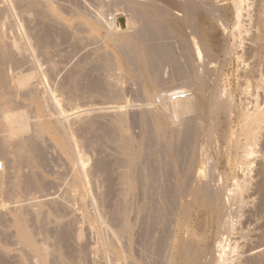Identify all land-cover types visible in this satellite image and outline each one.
<instances>
[{
	"label": "rangeland",
	"instance_id": "obj_1",
	"mask_svg": "<svg viewBox=\"0 0 264 264\" xmlns=\"http://www.w3.org/2000/svg\"><path fill=\"white\" fill-rule=\"evenodd\" d=\"M129 1H132L135 5L133 3H131L132 5L129 4L128 0H0L2 43L4 41L3 45L6 49H8V46L12 47L13 49L10 50L12 52L9 51V53L12 57L16 56L13 60L15 63L9 60V63H11L9 64L7 61L6 68L5 66L2 67L5 68L4 71L6 70L4 77L7 78L8 83L5 78V84L8 85L5 86L0 83V88L5 86L4 89L1 88L0 94L4 92L6 96L10 95L7 98L11 100L10 103L15 102L12 103L16 105L14 110L26 112H24L27 117L26 120L29 121L28 125L32 127L27 126L30 132H27L28 130L24 131L26 132L23 133L25 135H23L24 142L28 139L30 140H27L28 143L30 142L29 145L35 143L31 145L35 149L33 151L29 149L31 147L27 142L24 143L23 146L28 148L25 150L31 156L32 163L27 158L26 161L25 156L22 157L24 160L21 158L25 163L23 164L18 159L20 157L15 158V154L17 157L20 148V144H15L18 136H12L11 139L13 140L7 138V135H5L7 133L2 128V120L0 119V137L2 136L0 145L2 144L5 146H3L4 148H8L7 152L5 151L7 155H0V161L3 162L0 170V264H189L182 257V249L188 246L186 245L188 244L187 241L190 245L194 244L203 228L207 231V236L200 244L201 255L196 264L218 263L217 260L221 252L217 247L219 240L221 242L224 240L223 243L227 246L225 247L227 254L225 253L224 264H253L260 259L261 264H264V119L262 130L260 129L261 132L259 131L260 133L257 135L258 139L252 145L255 155L252 154L249 157L251 160L244 162L239 158L235 159L237 156H242L243 153L242 148L240 150L239 148L234 149L236 141L239 139L242 142L244 141V136L240 132L241 122L238 115L242 111H254L258 104L260 109H264V46L263 50L259 52H263L262 56V54L260 55L253 50L254 41L251 40L253 34H256L259 30H257L258 27L256 28L257 20L254 23L252 19L257 17V13L253 10H258L259 5L257 4L260 0L257 4L254 0H248L250 9L246 8L247 13L246 10H243L244 13L242 12V14L246 16L242 15L239 18L238 25L241 24V26H235L237 18L235 14L233 15L234 6L232 3H234V0H207L211 4V8L215 7L212 8V11L213 9H219L217 11L219 13H216L215 10L214 12L211 11L213 14L210 12L209 18L200 24L201 21H198L200 20L198 19L200 12L194 9L193 16L195 19L190 21L191 24L188 22L189 26L184 25L183 28L181 27L182 29L180 28L181 31L178 33L176 31L171 32L168 26L171 23L178 22V20L181 21V17L184 20L189 18H187L189 14L186 13V10L188 9L187 11L190 12V8L186 9L185 7L191 0L187 2L186 0H180L181 2L178 0V2L176 0ZM139 1L141 4L149 2L148 4L158 6L157 8L161 7L163 9L165 7L164 10L168 17L166 16L163 24L165 25L166 21L169 25L162 26L163 33L160 32L162 34L153 29L151 18L147 17L145 12L139 8L141 5ZM201 1L204 2V0ZM184 4L186 6L183 7ZM255 5H257V8ZM220 8L222 9L220 10ZM113 20L117 23V30L110 28L107 24ZM196 21L198 22L196 23ZM223 22L226 24L224 25ZM199 27L206 33L204 38L201 36ZM227 27L228 29H226ZM141 28L144 32L140 30ZM176 34H179V36ZM191 36L200 39V45L205 41V43L207 42L206 45L208 44L211 47L212 54L209 57L207 56L208 59L204 55L201 58L202 60H194L197 57L194 54V47L191 46V42H193L190 40L192 39ZM124 37L125 40L130 37L132 46L124 40ZM224 38L228 39V43ZM222 39H224L223 42ZM205 43L201 45L204 48ZM120 44L122 46H119ZM133 44L136 45V48ZM185 44L190 46L186 45L185 47ZM14 45L17 47L15 48ZM250 46H252L251 49L253 48L251 50L252 55L250 54ZM140 50L141 52H139ZM161 50L162 52L165 50V53L163 54ZM154 52L158 56L153 54ZM144 53H147L145 57L148 60L147 63L150 59H153L147 68L160 73L159 78L161 80L155 82L140 75V54L143 56ZM150 53L151 56L147 57ZM159 53H162V55H159ZM258 54L260 56L257 59L255 56H258ZM12 57L11 59H13ZM203 59L205 63H203ZM200 62L203 63V66ZM129 63L131 66H129ZM23 74L31 76L25 85L19 84L17 79L24 76ZM197 78L198 81L199 78L202 79L203 83L198 82ZM200 83L201 85L204 84V87H202L205 90V92L203 90V98L207 97L205 100L209 97V102H212L213 96L214 99L219 96L220 101L228 100L229 111L226 110V113L221 111L220 114L219 112L208 113V103L206 102V106L205 104L201 105L194 113H186L183 114L184 116L170 115L169 118H166L167 120L165 119L167 122L162 119V122L159 123L160 127L157 126L154 118L164 101L169 104L177 101L178 99H173V94L182 90H186L189 97L194 98L196 96L195 86ZM20 88L25 92L24 94ZM217 90H219V93ZM33 92H35L34 96L35 94L37 96L32 97ZM225 93L229 95H225ZM213 103L219 102L213 100ZM142 114L143 117H147H145V121L142 120ZM36 122H42L46 126L47 129L43 131L45 133L37 131ZM143 122H146L145 125ZM209 125L212 126L213 130L208 128ZM35 126L36 128H34ZM57 126L61 127H58L57 130ZM60 129L63 132L59 131ZM145 130L147 131L145 132ZM34 132L37 134L35 135ZM61 132L63 135L60 134ZM63 136L65 137L64 140H67L64 146L60 145V140H58ZM240 140L238 142L241 143ZM227 141H230V145ZM133 142L134 146H132ZM25 144L27 145L25 146ZM76 145L79 146L76 147ZM69 151L72 152L73 156ZM234 152H236L235 155ZM192 156L196 157L193 158ZM128 157L136 158L134 171L136 169L135 174L138 171V175L141 176L140 178L138 176L139 179L136 178L138 180L132 183L129 181V184H126L129 180L127 176L125 178V175L129 173ZM13 158L14 161H12ZM124 158H127V160L125 161ZM29 162L31 165L28 164ZM122 164L123 166H120ZM126 171L127 174H124ZM204 172H206V175L203 176ZM215 172H217V175ZM15 174L22 175H18L17 178ZM185 175L190 176L189 180L185 179ZM205 176L210 177L213 187L216 188L220 184V191L223 189L222 198L220 199V208L222 207L223 210L220 212L225 217L224 219L228 218L226 219L228 226L215 224L212 217L205 213L199 205H194L188 214L181 209L189 202V197L184 194L179 196L175 191L178 180L179 182L180 179L186 180L185 185L191 186L197 184L196 181L207 179ZM236 179H245L246 183L249 184L247 185V191L244 192L242 204L237 205L229 201ZM35 183L36 185L38 183V186L35 187ZM127 185L131 187L129 188ZM124 188L131 193L128 195L127 190ZM228 191H230V194ZM175 193L179 197L174 196ZM175 201H178L177 204H175ZM17 217L23 218L29 238L32 239V242H30L36 247L33 246L32 248L28 243L18 238L17 227L13 222ZM121 217L122 219H120ZM130 222H133L132 225ZM142 226L146 227L143 229ZM248 229L249 232H247ZM112 232H114V235ZM216 234L218 235L216 236ZM158 237L161 239L159 240ZM184 242L185 245H183ZM180 245L184 247H180ZM37 246L40 247L39 250ZM231 247H234V249H231ZM247 247L250 249H247ZM36 250H38L37 252L42 250L43 254L46 255H43L45 257L42 258L43 260ZM164 254L166 255L164 256ZM254 257H256L255 260Z\"/></svg>",
	"mask_w": 264,
	"mask_h": 264
},
{
	"label": "bare ground",
	"instance_id": "obj_2",
	"mask_svg": "<svg viewBox=\"0 0 264 264\" xmlns=\"http://www.w3.org/2000/svg\"><path fill=\"white\" fill-rule=\"evenodd\" d=\"M134 1V0H133ZM142 1V0H141ZM144 1V0H143ZM147 1H150V0H147ZM177 1V0H176ZM178 1H180V0H178ZM177 1V2H178ZM183 1V0H182ZM188 0H186V2H187ZM205 1H207V0H204V2L203 1H201V0H197V1H195V0H191V1H189L188 2V4H184L183 5V7L184 6H186L185 8L187 9V8H190L189 10H190V12H188L187 10H186V13H188L189 15L187 16V14H186V16H187V20L185 19H182V17H181V21H179L178 20V22H175V23H171L170 25L168 24V23H166V21H165V25L166 24H168L167 26H168V29H170L171 30V32L172 31H176L177 33L179 32V31H181V29L183 28V26L184 25H186V26H189L188 25V22L190 23V21H192V20H194L195 19V17L193 16V11H194V9L195 10H197V11H199L198 13H199V15H198V19H200V20H198V21H201V23L200 24H202L205 20H207L208 18H209V13L212 11V8H215V7H210L211 6V4H209L208 3V1L207 2H205ZM250 1H252V0H250ZM255 2H256V4H257V2L259 1V0H254ZM135 2V1H134ZM140 2V1H139ZM152 2H154V1H152ZM176 2V3H177ZM181 2V1H180ZM234 3H232L233 4V6H234V13H233V15L235 14V16H236V18H237V24H235V26L237 25V26H241V24L240 25H238V23H239V18L240 17H242V15H245V14H242V12H243V10L245 11L246 10V8L250 5V4H248V0H234L233 1ZM36 3V2H35ZM42 3V2H41ZM125 3H126V1H125ZM128 3L129 4H131V3H133L132 1H129L128 0ZM138 3V2H137ZM149 3V2H148ZM148 3H145V4H141V2H140V7L139 8H141L144 12H145V14L147 15V17H150L151 18V20H152V27H153V29H156V31H158L159 33L160 32H162V30H163V21L165 20V18H166V16L168 15L167 13H166V11L164 10V8L162 9L161 7L160 8H157L156 6H153L152 4H148ZM170 3V2H169ZM183 3V2H182ZM209 5H208V4ZM250 3V2H249ZM260 3V4H259ZM15 4V3H14ZM217 4V3H216ZM132 5V4H131ZM133 5H135L134 3H133ZM136 5H138V4H136ZM156 5V4H155ZM215 5V4H214ZM221 5H222V3H221ZM257 5H259V8H258V10L256 11V9L255 10H253V12L255 11V13H257V15L254 13V15H256L257 17V19L255 18V19H252V20H254V23L256 22V20H257V26H256V28H257V30H258V32L256 33V34H253V39H251V40H253L254 41V49L253 50H255L256 51V53H259L260 52V50L262 51L263 50V46H264V0H260V2H258V4ZM257 5H255L256 6V8H257ZM31 6V5H30ZM36 6V5H35ZM179 6H181V5H179ZM232 6V7H233ZM7 7V6H6ZM134 7V6H133ZM136 7V6H135ZM138 7V6H137ZM174 7H176V6H174ZM218 7H219V5H218ZM45 8V7H44ZM166 8H167V6H166ZM179 8V7H178ZM217 8V7H216ZM249 9H250V7H248ZM247 8V9H248ZM10 9V8H9ZM141 9H139V10H141ZM180 9V8H179ZM222 8H220V10H221ZM233 9V8H232ZM170 10V9H169ZM182 10H184V9H182ZM181 10V11H182ZM214 10L215 9H213V11L212 12H214ZM180 11V12H181ZM217 11H219V9L217 10H215V12L216 13H219V12H217ZM250 11V10H249ZM248 11V12H249ZM177 12V11H176ZM184 12V11H183ZM211 12V14H213ZM232 12H233V10H232ZM99 13H101V12H99ZM244 13V12H243ZM246 13H247V10H246ZM252 13V12H251ZM48 14V13H47ZM51 14V13H50ZM136 14V13H135ZM180 14V13H179ZM184 14V15H185ZM196 14V13H195ZM220 14H222V13H220ZM232 14V13H231ZM141 15V14H140ZM171 15V14H170ZM173 15H175L174 13H173ZM248 16L250 15V14H247ZM234 16V17H235ZM246 16V15H245ZM247 16V17H248ZM168 17V16H167ZM173 17V16H172ZM180 17H178L179 19H180ZM233 17V18H234ZM244 17V16H243ZM112 18V17H111ZM175 18V17H174ZM177 18V17H176ZM211 18V17H210ZM236 18H234L235 20H236ZM250 18V17H249ZM6 19V18H5ZM54 19V18H53ZM147 19V18H146ZM146 19H144L145 21H146ZM233 19V20H234ZM182 20H184V21H182ZM242 20V19H241ZM241 20H240V23H241ZM248 20V19H247ZM246 20V21H247ZM40 21V20H39ZM48 21V20H47ZM170 21V20H169ZM172 21H173V19H172ZM198 21H196V23L198 22ZM243 21V20H242ZM38 22V21H37ZM102 22V21H101ZM151 22V21H150ZM171 22V21H170ZM41 23V22H40ZM104 23V22H103ZM143 23V22H142ZM185 23H187V24H185ZM224 23V22H223ZM253 23V24H254ZM54 24V23H53ZM90 24V23H89ZM93 24V23H92ZM91 24V25H92ZM107 24H109V26H110V28H115L116 30L118 29V26L116 25L117 23H115V21L113 20V21H111L110 23L108 22ZM146 24H147V22H146ZM191 24V23H190ZM194 24V23H193ZM226 23H224V25H225ZM246 24V23H245ZM244 24V25H245ZM252 24V23H251ZM252 24V25H253ZM44 25V24H43ZM99 25V24H98ZM164 25V26H165ZM224 25H222L223 27H224ZM93 26V25H92ZM108 26V25H107ZM145 26V25H144ZM166 26V27H167ZM219 26H221V25H219ZM234 26V27H235ZM246 26V25H245ZM95 27V26H94ZM142 27V26H141ZM182 27V28H181ZM192 27H193V25H192ZM108 28V27H107ZM135 28H137V27H135ZM143 28V27H142ZM142 28L140 29L141 31H143L142 30ZM145 28H147V27H145ZM181 28V29H180ZM189 28V27H188ZM200 28V27H199ZM52 29V28H51ZM189 29H191V28H189ZM201 29V28H200ZM214 29V28H213ZM221 29H223V28H221ZM226 29H228V27L226 28ZM247 29V28H246ZM249 29V28H248ZM54 30V29H53ZM63 30V29H62ZM68 30V29H67ZM138 30V29H137ZM161 30V31H160ZM194 30H195V28H194ZM193 30V31H194ZM224 30V29H223ZM2 31V30H1ZM113 31V30H112ZM229 31V30H228ZM108 32V31H107ZM144 32V31H143ZM142 32V33H143ZM155 32V31H154ZM157 32V33H158ZM165 32H166V30H165ZM183 32V31H182ZM1 33V32H0ZM3 33V32H2ZM1 33V34H2ZM110 33V32H109ZM141 33V32H140ZM163 33V32H162ZM162 33H160V34H162ZM191 33V32H190ZM200 33H201V36L204 38V36H205V34L206 33H204L203 31H202V29L200 30ZM241 33V32H240ZM243 33H244V31H243ZM253 33H255V32H253ZM0 34V83H2V85H5L6 86V84L8 83L7 81V78L6 77H4L5 76V74H4V72L6 71H4V69L6 68V66H5V64H7V61H8V63H9V60H12V62H14L15 63V61H13L14 60V58H16V56H14V57H12L11 56V52L12 51H10V50H12L13 48L11 47L10 48V46H8V49H6L5 48V46L3 45V43H4V41H3V43H2V40H3V34L1 35ZM120 34V33H119ZM134 34V33H133ZM154 34H156V33H154ZM166 34V33H165ZM192 34H193V32H192ZM236 34V33H235ZM39 35V34H38ZM110 35H112V34H110ZM176 35H178L179 36V34H176ZM186 35V34H185ZM189 35V34H188ZM232 35H233V33H232ZM247 35V34H246ZM65 36V35H64ZM114 36V35H113ZM135 36V35H134ZM140 36V35H139ZM161 36V35H160ZM177 36V37H178ZM181 36V35H180ZM223 36H225V35H223ZM109 37V36H108ZM127 37V36H126ZM141 37V36H140ZM192 37V36H191ZM226 37V36H225ZM238 37V36H237ZM252 37V36H251ZM37 38V37H36ZM35 38V39H36ZM106 38V37H105ZM111 38V37H110ZM134 38V37H133ZM227 38V37H226ZM239 38V37H238ZM34 39V40H35ZM45 39V38H44ZM67 39V38H66ZM112 39H113V37H112ZM162 39H164V38H162ZM173 39V38H172ZM186 39V38H185ZM225 39V38H224ZM224 39H222V42H223V40ZM241 39V38H240ZM38 40V39H37ZM111 40V39H110ZM115 40H116V38H115ZM124 40H125V37H124ZM139 40V39H138ZM189 40V39H188ZM190 40H192L193 42H191L192 43V45L191 46H193L194 47V51H195V53L194 54H196V57L197 58H195L194 57V55L193 54H191V56L193 55V57L195 58L194 60H197V59H200V60H202L201 58H203V56L205 55L206 56V58H207V56L209 57V56H211V54H212V50L210 49L211 47H209L208 46V44L206 45V43H205V41L204 42H202V43H205L204 45H205V48L204 47H202L201 45H202V43H201V45H200V43H199V40L200 39H197V37H195V36H193L192 37V39H190ZM228 40V39H227ZM227 40L225 39V41L227 42ZM39 41V40H38ZM44 41V40H43ZM112 41V40H111ZM125 41H127L128 42V44L129 45H131L132 46V44H131V40H130V37L129 38H126V40ZM132 41H133V39H132ZM163 41V40H162ZM187 41V40H186ZM185 41V42H186ZM224 41V42H225ZM114 42V41H113ZM117 42V41H116ZM130 42V43H129ZM182 42H183V38H182ZM221 42V43H222ZM233 42H234V40H233ZM112 43V42H111ZM166 43V42H165ZM228 43V42H227ZM6 44V43H5ZM15 44V43H14ZM41 44V43H40ZM118 44V43H117ZM156 44V43H155ZM223 44V43H222ZM225 44V43H224ZM244 44V43H243ZM247 44H249V43H247ZM16 45V44H15ZM14 45V46H15ZM146 45V44H145ZM158 45V44H157ZM159 45H160V43H159ZM162 45V44H161ZM186 45H189V44H185V47H186ZM240 45V44H239ZM35 46V45H34ZM119 46H122L121 44L119 45ZM133 46H134V44H133ZM137 46H138V41H137ZM166 46V45H165ZM190 46V45H189ZM202 48H201V47ZM226 46V45H225ZM233 46V45H232ZM17 46H15V48H16ZM128 47V46H127ZM135 48H136V45L134 46ZM139 47V46H138ZM150 47V46H149ZM155 48H156V46H154ZM193 47H192V49H193ZM251 47L252 46H250V51L252 50L251 49ZM5 48V49H4ZM134 48V49H135ZM142 48H143V46H142ZM180 48V47H179ZM221 48V47H220ZM245 48H247V47H245ZM42 49V48H41ZM133 49V48H132ZM144 49V48H143ZM143 49H141L143 52H144V50ZM157 49V48H156ZM159 49H160V46H159ZM163 49V48H162ZM165 49V48H164ZM168 49H169V47H168ZM192 49H191V51H192ZM222 49H224L223 47H222ZM248 49V48H247ZM8 50V51H7ZM124 50H127V49H124ZM131 50V49H130ZM137 50V49H136ZM141 50L139 51V52H141ZM188 50V49H187ZM190 50V49H189ZM188 50V51H189ZM230 50H231V48H230ZM235 50V49H234ZM9 51H10V53H9ZM133 51V50H132ZM147 51V50H146ZM160 51V50H159ZM167 51V50H166ZM217 51V50H216ZM249 51V52H250ZM150 52V51H149ZM156 52H158V51H156ZM161 52H162V50H161ZM169 52V51H168ZM225 52V51H224ZM108 53V52H107ZM132 53H134V52H132ZM136 53H138V52H136ZM148 53V52H147ZM147 53H144V55L142 56V54H140V56H141V58H140V64H141V70L139 71L140 72V75L141 76H143V77H145L147 80H153V81H155V82H157V80H161L160 78H159V74L160 73H158L157 71H154L153 69L152 70H149L147 67H149L148 66V64L150 63V61L151 60H153V59H150L149 60V63H147V61L148 60H146V54ZM163 54L165 53V50H164V52H162ZM162 53L160 54L159 53V55H162ZM170 53V52H169ZM172 53V52H171ZM178 53V52H177ZM191 53H193V52H191ZM222 53H223V51H222ZM226 53V52H225ZM254 53V52H253ZM263 52H261V53H259L260 55L262 54ZM101 54V53H100ZM153 54H157V53H153ZM190 54V53H189ZM224 54V53H223ZM244 54V53H243ZM251 55H252V51H251V53H250ZM250 54H249V56H250ZM258 54V56H255L257 59L259 58V55ZM45 55V54H44ZM129 55V54H128ZM132 55H134V54H132ZM139 55V54H138ZM154 55V56H155ZM177 55V54H176ZM224 55H226V54H224ZM228 55V54H227ZM241 55H242V53H241ZM240 55V56H241ZM254 55H256L255 53H254ZM139 56V57H140ZM149 56H151V53L149 54V55H147V57H149ZM157 56H158V54H157ZM156 56V57H157ZM245 56V55H244ZM262 56H263V54H262ZM11 57L13 58V59H11ZM33 57V56H32ZM103 57H105V56H103ZM131 57V56H130ZM134 57V56H133ZM152 57H153V55H152ZM180 57V56H179ZM190 57V56H189ZM214 57V56H213ZM253 57V56H252ZM136 58V57H135ZM151 58V57H150ZM154 58V57H153ZM169 58V57H168ZM175 58V57H174ZM205 58V59H206ZM237 58L239 59V57L237 56ZM248 58V57H247ZM264 58V57H263ZM126 59H128V58H126ZM137 59V58H136ZM159 59V58H158ZM176 59V58H175ZM208 59V58H207ZM206 59V60H207ZM216 59V58H215ZM219 59V58H218ZM22 60V59H21ZM38 60V59H37ZM103 60V59H102ZM131 60V59H130ZM139 60V59H138ZM160 60V59H159ZM186 60V59H185ZM192 60V59H191ZM224 60V59H223ZM242 60V59H241ZM249 60H250V58H249ZM248 60V61H249ZM256 60V59H255ZM17 61H18V59H17ZM110 61V60H109ZM256 61H258V60H256ZM99 62V61H98ZM111 62V61H110ZM128 62V61H127ZM168 62V61H167ZM209 62V61H208ZM247 62V61H246ZM258 62H260V61H258ZM263 62V61H262ZM11 63V62H10ZM9 63V64H10ZM19 63V62H18ZM154 63V62H153ZM174 63V62H173ZM201 63V65L203 66V63H205V60L203 59V63L202 62H200ZM256 63V62H255ZM27 64V63H26ZM110 64H112V63H110ZM160 64V63H159ZM165 64V63H164ZM187 64V63H186ZM209 64V63H208ZM259 64V63H258ZM8 65V64H7ZM16 65V64H15ZM43 65V64H42ZM106 65V64H105ZM124 65V64H123ZM169 65V64H168ZM197 65V64H196ZM245 65V64H244ZM5 66V68L3 69L2 67H4ZM99 66V65H98ZM107 66V65H106ZM129 66H131L130 65V63H129ZM183 66V65H182ZM201 66V67H202ZM206 66V65H205ZM210 66V65H209ZM250 66V65H249ZM110 67V66H109ZM154 67V66H153ZM195 67V66H194ZM197 67V66H196ZM195 67V68H196ZM247 67V66H246ZM253 67V66H252ZM256 67V66H255ZM254 67V68H255ZM35 68V67H34ZM53 68V67H52ZM155 68V67H154ZM210 68V67H209ZM219 68V67H218ZM40 69V68H39ZM136 69V68H135ZM193 69V68H192ZM199 69V68H198ZM264 69V68H263ZM33 70V69H32ZM155 70H156V68H155ZM206 70V69H205ZM208 70V69H207ZM211 70V69H210ZM214 70V69H213ZM246 70H247V68H246ZM252 70V69H251ZM259 70V69H258ZM261 70V69H260ZM14 71V70H13ZM41 71V70H40ZM122 71V70H121ZM163 71V70H162ZM203 71V70H202ZM243 71V70H242ZM253 71V70H252ZM214 72V71H213ZM262 72V71H261ZM29 73V72H28ZM34 73V72H33ZM121 73V72H120ZM194 73V72H193ZM204 73H205V71H204ZM251 73V72H250ZM11 74V73H10ZM29 74H31V73H29ZM139 74V73H138ZM203 74V73H202ZM207 74V73H206ZM254 74V73H253ZM24 75V74H23ZM136 75V74H135ZM191 75V74H190ZM196 75V74H195ZM201 75V74H200ZM211 75V74H210ZM258 75H259V73H258ZM104 76H106V75H104ZM115 76V75H114ZM183 76V75H182ZM263 76V75H262ZM30 75H24V76H21V77H18L17 78V76H16V78L18 79V82H19V84H21V85H25V83L30 79ZM66 77V76H65ZM107 77V76H106ZM189 77V76H188ZM199 77V76H198ZM207 77V76H206ZM219 77V76H218ZM5 78H6V84H5ZM14 78V77H13ZM195 78V77H194ZM202 78V77H201ZM247 78V77H246ZM258 78V77H257ZM264 78V77H263ZM15 79V78H14ZM112 79V78H111ZM143 79V78H142ZM163 79V78H162ZM214 79V78H213ZM197 81H198V78L196 79ZM202 79H200L199 78V81H201ZM210 80V79H209ZM71 81V80H70ZM74 81V80H73ZM136 81V80H135ZM197 81H196V83H197ZM198 81V82H199ZM203 81V80H202ZM201 81V83H203ZM213 81V80H212ZM264 81V80H263ZM214 82V81H213ZM30 83V82H29ZM76 83V82H75ZM201 83L200 84H197L196 86H195V89H196V96L194 97V98H190L189 97V95H188V93H187V96L185 97V98H181V99H178L177 101H174L173 103H171V104H169V103H166L165 101H164V103L161 105V108L158 110L159 112H157V116L155 115V122H156V124H157V126H159V123L160 122H162V119H163V121L166 119V118H169L170 117V115L172 116V115H177V116H180V115H183V114H191V112H195L201 105H204L205 104V106L207 105V103H208V113H212L213 114V112L215 113V112H219V114H220V112L222 111V113H223V111H224V113H226L227 111H229V108H228V106H227V104H229L227 101H225V100H222V101H220V99H218L219 98V96H218V98H216V99H214V96L212 97V99L215 101H217V102H219V103H213L212 104V102H213V100H212V102H209V97H208V101L207 100H205L203 97V85H201ZM259 83V82H258ZM257 83V84H258ZM9 84H11V83H9ZM38 84V83H37ZM116 84V83H115ZM157 84V83H156ZM256 84V85H257ZM8 85V84H7ZM27 85H28V83H27ZM102 85V84H101ZM186 85V84H185ZM188 85V84H187ZM193 85H194V83H193ZM213 85V84H212ZM216 85V84H215ZM259 85V84H258ZM260 85L262 86V84L260 83ZM1 86V85H0ZM4 86V87H5ZM20 86V85H19ZM29 86H30V84H29ZM32 86V85H31ZM110 86V85H109ZM113 86V85H112ZM203 86V87H202ZM211 86V85H210ZM3 87V86H2ZM1 87V88H2ZM4 87L2 88V89H4ZM11 87H13V86H11ZM15 87V86H14ZM21 88H22V86H20ZM260 87V86H259ZM264 87V86H263ZM1 88H0V90H1ZM9 88H10V86H9ZM20 88V90H22ZM31 88V87H30ZM103 88V87H102ZM218 88V87H217ZM11 89V88H10ZM13 89V88H12ZM27 89V88H26ZM32 89V88H31ZM30 89V90H31ZM117 89V88H116ZM194 89V90H195ZM261 89V88H260ZM16 90V89H15ZM14 90V91H15ZM29 90V91H30ZM34 91H35V89H33ZM107 90V89H106ZM118 90V89H117ZM211 90V89H210ZM213 90V89H212ZM2 91V90H1ZM13 91V92H14ZM19 91V90H18ZM25 91V90H24ZM116 91V90H115ZM186 91V90H185ZM219 90H217V92H218ZM256 91H257V89H256ZM261 91V90H260ZM6 92V91H5ZM10 92V91H9ZM17 92V91H16ZM31 92V91H30ZM110 92H111V90H110ZM143 92V91H142ZM204 92H205V90H204ZM207 92V91H206ZM214 93H215V91H213ZM3 93V94H2ZM22 93L24 94L25 92H23V90H22ZM27 94L29 93V92H26ZM34 93L35 92H33V95H32V97L34 96ZM112 93V92H111ZM117 93V92H116ZM137 93V92H136ZM219 93V92H218ZM244 93V92H243ZM8 94H10V93H8ZM12 94V93H11ZM21 94V93H20ZM30 94V93H29ZM118 94V93H117ZM46 95V94H45ZM106 95V94H105ZM114 95H115V92H114ZM113 95V96H114ZM205 95H207V94H205ZM208 95H210V94H208ZM225 95H229V94H226L225 93ZM7 96H10V95H7ZM7 96L4 94V92H1V94H0V116H1V125H2V128H4V130L6 131V133L7 134H5V135H7V138H9L10 140H13V139H11V138H13L12 136H14V135H16V137H17V141H19V142H17L16 141V145H18V144H20L19 146H20V148L18 149V146H17V149L19 150V152L17 153V157H16V154H15V158L17 159L18 157H20V158H18V159H20L21 160V158L22 157H25V159L27 158L28 160H30V162H31V156H29L28 154L29 153H27V151L25 150L26 148H24V143H26L27 142V140L28 139H26V137H25V141L26 142H24V137H23V133H26V132H24V131H26V130H28L27 129V126L28 127H32V126H29L28 124H29V121L27 122V117L24 115V112H22V111H20V110H14V109H16V105L15 104H12V103H15V102H12V103H10V99H8L7 98ZM17 96H18V94H17ZM24 96V95H23ZM35 96H37L36 94H35ZM34 96V97H35ZM110 96V95H109ZM161 96V95H160ZM12 97V96H11ZM10 97V98H11ZM39 97H41V96H39ZM119 97H120V95H119ZM144 97V96H143ZM151 98V97H150ZM34 99V98H33ZM40 99V98H39ZM44 99V98H43ZM160 99H163V98H160ZM13 101V100H12ZM28 101V100H27ZM37 101L39 102V100H38V98H37ZM159 101V100H158ZM231 101V100H230ZM30 102V101H29ZM41 102H43V100H41ZM207 102V103H206ZM45 103V102H44ZM161 103V102H160ZM12 104V105H11ZM22 104V103H21ZM27 104V103H26ZM263 104V103H262ZM13 105H15L14 107H12ZM234 105V104H233ZM27 106V105H26ZM43 106H45V105H43ZM255 106H257V105H255ZM260 105L258 104V106L257 107H255V109H254V111H252V112H247V111H240L241 113L238 115L239 116V119H240V122H241V128H240V132H241V135H243L244 136V141L242 142L240 139V141H241V143L240 142H238V141H236V143H234L235 144V150L237 149V148H239V150H240V148H242V153H243V155L242 156H237V157H235V159H237V158H239L240 160H243L244 162H248V160L250 159L249 157L252 155V154H254L253 152H254V150H253V144L256 142V140L258 139L257 137V135L261 132L260 131V129H261V127H263L264 125L262 124L263 123V119H264V109H260V107H259ZM28 107V106H27ZM26 107V108H27ZM46 107V106H45ZM150 107V106H149ZM160 107V106H159ZM230 107V106H229ZM23 108V107H22ZM155 108V107H154ZM204 108V107H203ZM233 108V107H232ZM261 108H262V106H261ZM17 109H19L18 107H17ZM24 109H25V107H24ZM46 110V109H45ZM204 110V109H203ZM227 110V111H226ZM232 110V109H231ZM120 111V110H119ZM140 111V110H139ZM226 111V112H225ZM201 112V111H200ZM26 113V112H25ZM47 113V112H46ZM144 113V112H143ZM151 113V112H150ZM230 113V112H229ZM42 114V113H41ZM149 114V113H148ZM197 114V113H196ZM195 114V115H196ZM200 114V113H199ZM203 114V113H202ZM201 114V115H202ZM118 115V114H117ZM116 115V116H117ZM121 115V114H120ZM218 115V114H217ZM135 116V115H134ZM184 116V115H183ZM182 116V117H183ZM118 117V116H117ZM116 117V118H117ZM136 117V116H135ZM142 117H143V114H142ZM145 117L146 116H144L143 117V119L142 120H144L145 121ZM191 117V116H190ZM189 117V118H190ZM206 117V116H205ZM212 117V116H211ZM215 117H216V115H215ZM47 118V117H46ZM49 118V117H48ZM127 117L125 116V119H126ZM137 118V117H136ZM147 118V117H146ZM196 118V117H195ZM200 118V117H199ZM210 118V117H209ZM32 119V118H31ZM38 119V118H37ZM124 119V120H125ZM215 119V118H214ZM220 119V118H219ZM30 120V119H29ZM40 120V119H39ZM42 120V119H41ZM45 120V119H44ZM50 120V119H49ZM120 120V119H119ZM123 120V121H124ZM135 120V119H134ZM167 120V119H166ZM165 120V121H166ZM169 120V119H168ZM185 120V119H184ZM217 120V119H216ZM33 121H34V119H33ZM52 121V120H51ZM50 121V122H51ZM154 121V120H153ZM225 121V120H224ZM239 121V120H238ZM32 122V121H31ZM44 122V121H43ZM111 122V121H110ZM119 122V121H118ZM142 122V121H141ZM150 122V121H149ZM148 122V123H149ZM167 122V121H166ZM190 122V121H189ZM212 122V121H211ZM33 123V122H32ZM35 123V122H34ZM37 123V122H36ZM45 123V122H44ZM52 123H54V122H52ZM59 123V122H58ZM114 123V122H113ZM117 123V122H116ZM122 123V122H121ZM120 123V124H121ZM125 123V122H124ZM136 123V122H135ZM144 123V122H143ZM146 123V122H145ZM145 123H144V125H145ZM147 123V124H148ZM208 123V122H207ZM213 123V122H212ZM221 123V122H220ZM83 124V123H82ZM152 124V123H151ZM216 124V123H215ZM31 125H33V124H31ZM36 125V124H35ZM58 125V124H57ZM107 125V124H106ZM149 125V124H148ZM162 125V124H161ZM195 125V124H194ZM203 125V124H202ZM212 125V124H211ZM211 125H209L208 126V128H210V129H212L211 127ZM263 125V126H262ZM36 126H37V128H36ZM34 128H36V129H38L37 131H39V132H43V131H45L47 128H46V126H44V124L41 122H39V123H37V125H36ZM84 126V125H83ZM94 126V125H93ZM113 126V125H112ZM143 126V125H142ZM193 126V125H192ZM205 126V125H204ZM217 126V125H216ZM58 127L60 128L61 126H57V130H58ZM145 127V126H144ZM160 127V126H159ZM158 127V128H159ZM179 127V126H178ZM188 127H190V126H188ZM201 127V126H200ZM207 127V126H206ZM227 127V126H226ZM1 128V127H0ZM56 128V127H55ZM107 129V128H106ZM105 129V130H106ZM116 129V128H115ZM141 129V128H140ZM160 129V128H159ZM180 129V128H179ZM239 129V128H238ZM2 130V129H1ZM3 130V131H4ZM31 130V129H30ZM33 130V129H32ZM49 130V129H48ZM47 130V131H48ZM181 130V129H180ZM197 130V129H196ZM205 130V129H204ZM213 130V129H212ZM211 130V131H212ZM230 130V129H229ZM262 130V129H261ZM34 131V130H33ZM36 131V130H35ZM59 131H62L63 132V130H59ZM147 130H145V132H146ZM156 131V130H155ZM163 131V130H162ZM206 131V130H205ZM226 131V130H225ZM260 131V132H259ZM27 132H30L29 130L27 131ZM62 132L60 133V134H62ZM69 132V131H68ZM84 132V131H83ZM111 132V131H110ZM110 132H108V133H110ZM193 132V131H192ZM215 132V131H214ZM227 132H230V131H227ZM5 133V132H4ZM35 133V132H34ZM43 133H45V132H43ZM70 133V132H69ZM73 133H75V132H73ZM103 133V132H102ZM161 133V132H160ZM181 133V132H180ZM209 133V132H208ZM1 134H3V133H1ZM22 134V135H21ZM37 133H35V135H36ZM59 134V135H60ZM84 134V133H83ZM111 134V133H110ZM127 134V133H126ZM178 134V133H177ZM188 134V133H187ZM186 134V135H187ZM28 135H29V133H28ZM63 135V134H62ZM71 135H73L72 133H71ZM71 135L69 134V136L71 137ZM209 135H211V134H209ZM261 135H262V133H261ZM25 136V135H24ZM65 136V135H64ZM63 136V138L62 137H60V139H58V140H60L59 142H60V145H62V146H64V144H65V142H67V140H64V137ZM88 136V135H87ZM147 136V135H146ZM157 136V135H156ZM173 136V135H172ZM208 136V135H207ZM229 136V135H228ZM2 137V136H1ZM0 137V138H1ZM31 137V136H30ZM29 137V138H30ZM69 137V138H70ZM114 137V136H113ZM124 137V136H123ZM139 137H140V135H139ZM175 137V136H174ZM174 137H173V139H174ZM260 137H262V136H260ZM6 138V137H5ZM27 138H28V136H27ZM39 138V137H38ZM191 138V137H190ZM204 138V137H203ZM209 138H210V136H209ZM216 139H217V137H215ZM230 138V137H229ZM32 139V138H31ZM34 139V138H33ZM41 139V138H40ZM70 139H72V138H70ZM131 139V138H130ZM147 139V138H146ZM211 139V138H210ZM4 140V139H3ZM3 140H2V142H3ZM8 140V139H7ZM36 140V139H35ZM49 140V139H48ZM74 140V139H73ZM73 140H71V141H73ZM121 140V139H120ZM123 140V139H122ZM126 140V139H125ZM197 140V139H196ZM209 140V139H208ZM229 140V139H228ZM237 140V139H236ZM5 141V140H4ZM9 141V140H8ZM28 141H30V140H28ZM32 141V140H31ZM190 141V140H189ZM221 141V140H220ZM259 141V140H258ZM11 142V141H10ZM13 142H11V143H13ZM33 142V141H32ZM31 142V143H32ZM78 142H80V141H78ZM175 142V141H174ZM228 143L230 142V141H227ZM6 143V142H5ZM9 143V142H8ZM18 143V144H17ZM28 143V142H27ZM30 143V142H29ZM29 143H28V145H29ZM71 143V142H70ZM74 143V142H73ZM82 143V142H81ZM124 144L126 143V142H123ZM129 143V142H128ZM131 143V142H130ZM163 143V142H162ZM207 143V142H206ZM215 143H217V142H215ZM225 143V142H224ZM260 143V142H259ZM7 144V143H6ZM10 144V143H9ZM32 144H35V143H32ZM32 144H30L29 146L31 147V145ZM72 144V143H71ZM70 144V145H71ZM76 144V143H75ZM80 144V143H79ZM86 144V143H85ZM84 144V145H85ZM118 144V143H117ZM116 144V145H117ZM123 144V145H124ZM132 144V143H131ZM176 144V143H175ZM27 144H25V146H26ZM59 145V144H58ZM66 145V144H65ZM139 145V144H138ZM192 145V144H191ZM217 145V144H216ZM228 145H230V143L228 144ZM4 145H0V155L1 156H3V155H5L6 153H5V151L8 149H6V148H4L3 147ZM74 146V145H73ZM77 146H79V145H76V147ZM132 146H134V142H133V145ZM168 146V145H167ZM177 146V145H176ZM208 146V145H207ZM218 146V145H217ZM7 147V146H6ZM11 147H13V146H11ZM119 147V146H118ZM124 147V146H123ZM126 147H127V145H126ZM164 147V146H163ZM172 147V146H171ZM183 147V146H182ZM212 147H213V145H212ZM223 147V146H222ZM15 148V147H14ZM37 148V147H36ZM128 148V147H127ZM169 148V147H168ZM191 148V147H190ZM214 148H216V147H214ZM12 149V148H11ZM28 149V148H27ZM30 150L32 149V151H33V147H31V148H29ZM55 149V148H54ZM66 149V148H65ZM73 149H74V147H73ZM134 149V148H133ZM165 149V148H164ZM167 149V148H166ZM230 149V148H229ZM258 149V148H257ZM15 150V149H14ZM18 150H16V151H18ZM29 150V151H30ZM35 150V149H34ZM37 150V149H36ZM124 150V149H123ZM143 150H145V149H143ZM256 150V149H255ZM75 151V150H74ZM73 151V152H74ZM121 151V150H120ZM147 151V150H146ZM160 151H161V149H160ZM184 151V150H183ZM200 151V150H199ZM207 151V150H206ZM7 152V151H6ZM36 152V151H35ZM70 152V151H69ZM137 152V151H136ZM195 153H196V151H194ZM219 152V151H218ZM225 152V151H224ZM71 153V155H72V152H70ZM69 153V154H70ZM132 153V152H131ZM147 153H149V152H147ZM197 153H198V151H197ZM214 153V152H213ZM235 153L236 152H234V155H235ZM11 154H13V153H11ZM32 154V153H31ZM35 154V153H34ZM37 154H40V153H37ZM126 154V153H125ZM140 154V153H139ZM150 154V153H149ZM194 154V153H193ZM238 154V153H237ZM7 155V154H6ZM9 155V154H8ZM42 155V154H41ZM67 155V154H66ZM128 155V154H127ZM129 155H130V153H129ZM138 155V154H137ZM162 155V154H161ZM212 155V154H211ZM255 155V154H254ZM0 156V157H1ZM35 156V155H34ZM33 156V158L35 159V157ZM73 156V155H72ZM75 156V155H74ZM77 156V155H76ZM139 156V155H138ZM197 156V155H196ZM196 156H194V157H196ZM208 156V155H207ZM260 156V155H259ZM13 157V156H12ZM28 157H30V158H28ZM40 157H42V156H40ZM135 157V156H134ZM157 157V156H156ZM158 157H159V155H158ZM193 157V156H192ZM193 157V158H194ZM198 157V156H197ZM211 157V156H210ZM81 158V157H80ZM129 158V157H128ZM136 158H137V156H136ZM135 158V159H136ZM140 158V157H139ZM229 158V157H228ZM256 158V157H255ZM23 160H24V158H22ZM27 159H26V161H27ZM39 159V158H38ZM78 159V158H77ZM76 159V160H77ZM125 159V158H124ZM135 159L134 158H129V161H128V163H127V165L129 164V166H128V168H129V170H128V174H127V171H126V173L124 172V174H127V175H125V178H126V176H127V179H129V180H127V183L126 184H129V181H130V183H132L133 181H135V180H138L139 178H140V176L141 175H138V171H137V174H135V172H136V169H135V171H134V168H135V164H136V162L137 161H135ZM160 159V158H159ZM196 159V158H195ZM23 160H21L22 162H23ZM33 160V159H32ZM37 160V159H36ZM35 160V161H36ZM79 160H81V159H79ZM127 160V158L125 159V161ZM139 160V159H138ZM194 160V159H193ZM251 160V159H250ZM12 161H14V158H13V160ZM17 162L19 161V160H16ZM20 161V162H21ZM73 161V160H72ZM124 161V162H125ZM142 161V160H141ZM160 161V160H159ZM176 161V160H175ZM185 161V160H184ZM191 161H192V159H191ZM196 161V160H195ZM194 161V162H195ZM204 161V160H203ZM242 161V162H243ZM30 162L28 163V164H30ZM123 162V163H124ZM139 162H140V160H139ZM146 162V161H145ZM189 162V161H188ZM206 162V161H205ZM264 162V161H263ZM3 163V162H2ZM32 163V162H31ZM35 163V162H34ZM37 163V162H36ZM141 163V162H140ZM180 163V162H179ZM191 163H193V162H191ZM204 163V162H203ZM5 164V163H4ZM12 164V163H11ZM16 164V163H15ZM19 164V163H18ZM23 164H25L24 162H23ZM38 164V163H37ZM76 164V163H75ZM118 164V163H117ZM162 164V163H161ZM184 164H185V162H184ZM194 164V163H193ZM192 164V165H193ZM237 164V163H236ZM3 165V164H2ZM17 165V164H16ZM27 165V164H26ZM31 165V164H30ZM30 165H28V166H30ZM34 165H36V164H34ZM40 165V164H39ZM80 165V164H79ZM119 165V164H118ZM241 165V164H240ZM245 165V164H244ZM19 166V165H18ZM120 166H123V164L122 165H120ZM140 166V165H139ZM145 166V165H144ZM151 166V165H150ZM149 166V168H151ZM16 167V166H15ZM31 167V166H30ZM32 167H33V165H32ZM37 167V166H36ZM39 167V166H38ZM37 167V168H38ZM43 167V166H42ZM78 167V166H77ZM138 167V166H137ZM178 167V166H177ZM214 167V166H213ZM242 167H244L243 165H242ZM259 167V166H258ZM121 168V167H120ZM143 167L141 166V169H142ZM217 168V167H216ZM257 168V167H256ZM262 168V167H261ZM20 169V168H19ZM33 169V168H32ZM204 169V168H203ZM213 169V168H212ZM211 169V170H212ZM243 169V168H242ZM37 170H39V169H37ZM77 170V169H76ZM122 170V169H121ZM124 170V169H123ZM127 170V169H126ZM166 170V169H165ZM178 170V169H177ZM189 170V169H188ZM217 170V169H216ZM11 171V170H10ZM82 171V170H81ZM139 171H141V170H139ZM147 171V170H146ZM151 171V170H150ZM169 171V170H168ZM176 171V170H175ZM213 171V170H212ZM225 171H227V170H225ZM264 171V170H263ZM263 171H261V172H263ZM6 172V171H5ZM4 172V173H5ZM143 172H144V170H143ZM240 172V171H239ZM260 172V173H261ZM3 173V172H2ZM18 173V172H17ZM16 173V174H17ZM29 173V172H28ZM33 173H35V172H33ZM145 173V172H144ZM147 173H148V171H147ZM202 173V172H201ZM200 173V174H201ZM206 172H204V174H203V176L204 175H206L205 174ZM216 173V175H217V172H215ZM15 174V175H16ZM24 174V173H23ZM32 174V173H31ZM146 174V173H145ZM197 174V173H196ZM199 174V175H200ZM220 174V173H219ZM236 174L238 175V173L236 172ZM240 174H242V173H240ZM244 174V173H243ZM18 175H20V174H18ZM18 175H16L17 176V178H18ZM22 175V174H21ZM20 175V176H21ZM72 175V174H71ZM174 175V174H173ZM215 175V174H214ZM263 175V174H262ZM19 176V177H20ZM33 176V175H32ZM138 176H139V178H138ZM142 176H143V174H142ZM146 176V175H145ZM186 176L187 175H185L184 177H185V179H188L189 177L187 176V178H186ZM213 176V175H212ZM211 176V177H212ZM241 176H243V175H241ZM261 176V175H260ZM72 177H74V176H72ZM199 177H201V176H199ZM198 177V178H199ZM206 177V176H205ZM215 177V176H214ZM231 177V176H230ZM4 178V177H3ZM11 178V177H10ZM25 178V177H24ZM31 178V177H30ZM33 178H34V176H33ZM71 178V177H70ZM136 178H138V179H136ZM195 178V177H194ZM207 178V177H206ZM240 178V177H239ZM37 179V178H36ZM123 179V178H122ZM146 179V178H145ZM144 179V180H145ZM168 179V178H167ZM170 179V178H169ZM180 179V178H179ZM205 179V178H204ZM225 179V178H224ZM251 179V178H250ZM253 179V178H252ZM16 180V179H15ZM31 180H32V178H31ZM148 180V179H147ZM174 180V179H173ZM189 180V179H188ZM218 180H219V178H218ZM230 180V179H229ZM249 180V179H248ZM257 180V179H256ZM25 181V180H24ZM73 181H74V178H73ZM186 180H181L180 179V182H179V180H178V184H177V186H176V192L178 193V195L179 196H181L182 194H184V195H186V196H188L189 197V202H187L185 205H184V207L182 208L181 207V209H182V211H184V213L186 212L187 214L188 213H190L189 212V210L191 209H193V206L194 205H199L200 207H201V209L205 212V213H207V214H209V216H211L212 217V219L214 220V222H215V224H220L221 226H223V225H226V226H228V224H227V220L226 219H228V218H226V219H224L225 217H223V215H222V210L223 209H221L220 208V205H221V202H220V199L222 198V194H223V189L220 191V184H219V182L221 181V179H220V181L218 182V184H219V186L218 187H213V183L211 184V180H210V177L209 178H207V179H205V180H199L198 182L196 181L195 183H197V184H195V185H191V186H186L185 185V182ZM235 181V180H234ZM17 182V181H16ZM15 182V183H16ZM30 182V181H29ZM36 182V181H35ZM71 182V181H70ZM82 182V181H81ZM126 182V181H125ZM145 182V181H144ZM215 182V181H214ZM217 182V181H216ZM215 182V183H216ZM249 182V181H248ZM13 183V182H12ZM14 183V184H15ZM140 183V182H139ZM149 183V182H148ZM260 183V182H259ZM261 183H262V180H261ZM18 184V183H17ZM27 184V183H26ZM29 184V183H28ZM143 184V183H142ZM145 184V183H144ZM169 184V183H168ZM222 184V183H221ZM264 184V183H263ZM262 184V185H263ZM30 185V184H29ZM45 185V184H44ZM146 185V184H145ZM154 185V184H153ZM216 185V184H215ZM247 185H249V184H247L246 183V180L245 179H242V180H238V179H236V182H235V184H234V186H233V188H232V193H231V195H230V198H229V201L230 202H232V203H234V204H240L244 199V192H246L247 190ZM257 185V184H256ZM15 186V185H14ZM36 186H38V183H37V185H36V183H35V187ZM68 186V185H67ZM72 186V185H71ZM128 186V185H127ZM8 187V186H7ZM16 187V186H15ZM24 187V186H23ZM29 187V186H28ZM74 187V186H73ZM129 187V186H128ZM131 187V186H130ZM129 187V188H130ZM141 187V186H140ZM146 187H147V185H146ZM259 187V186H258ZM122 188V187H121ZM154 188V187H153ZM250 188V187H249ZM5 189V188H4ZM12 189V188H11ZM41 189V188H40ZM125 189V188H124ZM132 189V188H131ZM136 189V188H135ZM135 189H134V191H135ZM261 189H262V186H261ZM264 189V188H263ZM262 189V190H263ZM26 190V189H25ZM42 190V189H41ZM125 190H127V189H125ZM138 190V189H137ZM143 190V189H142ZM166 190V189H165ZM172 190V189H171ZM32 191H33V189H32ZM75 191V190H74ZM139 191V190H138ZM145 191V190H144ZM169 191H170V189H169ZM264 191V190H263ZM15 192V191H14ZM38 192V191H37ZM127 192H128V190H127ZM148 192V191H147ZM166 192V191H165ZM173 192V191H172ZM222 192V193H221ZM230 191H228V193H229ZM123 193V192H122ZM129 193H131L130 191L128 192V195H129ZM142 193V192H141ZM30 194V193H29ZM124 194V193H123ZM230 194V193H229ZM228 194V195H229ZM251 194V193H250ZM263 194V193H262ZM167 195V194H166ZM227 195V196H228ZM174 196H177V194L175 193V195ZM179 196H177V197H179ZM226 196V197H227ZM121 197V196H120ZM134 197H135V195H134ZM134 197H132V198H134ZM170 197V196H169ZM176 197V198H177ZM183 197V196H182ZM181 197V198H182ZM229 197V196H228ZM10 198V197H9ZM131 198V199H132ZM138 198V197H137ZM167 198V197H166ZM184 198V197H183ZM263 198V197H262ZM141 199V198H140ZM143 199V198H142ZM148 200V199H147ZM157 200V199H156ZM128 201V200H127ZM165 201V200H164ZM121 202V201H120ZM133 202V201H132ZM176 202V201H175ZM178 202V201H177ZM177 202L175 203V204H177ZM181 202H183V201H181ZM229 202V203H230ZM13 203V202H12ZM128 203V202H127ZM185 203V202H184ZM232 203H230V204H232ZM143 204V203H142ZM242 204V203H241ZM120 205V204H119ZM125 205V204H124ZM168 205V204H167ZM264 205V204H263ZM122 206V205H121ZM143 206V205H142ZM147 206V205H146ZM155 206V205H154ZM246 206H248V205H246ZM162 207V206H161ZM133 208V207H132ZM149 208V207H148ZM178 208V207H177ZM225 208V207H224ZM229 208H231V207H229ZM239 208V207H238ZM242 208V207H241ZM259 208V207H258ZM160 209V208H159ZM169 209V208H168ZM221 209V210H220ZM161 210V209H160ZM166 210V209H165ZM175 210H177L176 208H175ZM129 211V210H128ZM155 211H156V209H155ZM167 211V210H166ZM221 211V212H220ZM226 211H228V210H226ZM230 211H231V209H230ZM144 212V211H143ZM159 212V211H158ZM162 212V211H161ZM242 212V211H241ZM149 213V212H148ZM160 213V212H159ZM234 213V212H233ZM127 214H129V213H127ZM169 215V214H168ZM122 216V215H121ZM160 216V215H159ZM229 216V215H228ZM156 217V216H155ZM238 217V216H237ZM237 217H236V219H237ZM119 218V217H118ZM148 218H149V216H148ZM161 218H162V216H161ZM188 218V217H187ZM23 219V218H22ZM20 217H17V218H15V221H13L14 222V224H15V226L17 227V234H18V238H20L22 241H24V242H26V243H28V245H30V246H32V248H33V246H34V244L33 243H31L32 242V239L31 238H29L30 236L28 235L29 233H28V231H27V229H26V226L24 225V221L22 220ZM120 219H122V217L120 218ZM119 219V220H120ZM126 219V218H125ZM143 219V218H142ZM118 220V219H117ZM135 220V219H134ZM139 220V219H138ZM146 220V219H145ZM156 220V219H155ZM189 220V219H188ZM226 220V221H225ZM246 220V219H245ZM261 220V219H260ZM121 222V221H120ZM120 222H119V224H120ZM143 222H144V220H143ZM149 222V221H148ZM236 222H237V220H236ZM240 222V221H239ZM248 222V221H247ZM131 223V222H130ZM133 223V222H132ZM132 223H131V225H132ZM155 223V222H154ZM183 223V222H182ZM241 223V222H240ZM124 224V223H123ZM230 224V223H229ZM237 224V223H236ZM244 224V223H243ZM242 224V225H243ZM263 224V223H262ZM116 225V224H115ZM186 225V224H185ZM211 225V224H210ZM219 225V226H220ZM231 225V224H230ZM261 225V224H260ZM118 226V225H117ZM140 226V225H139ZM150 226V225H149ZM182 226V225H181ZM204 226V225H203ZM202 226V227H203ZM225 226V227H226ZM244 226V225H243ZM120 227V226H119ZM123 227V226H122ZM126 227H127V224H126ZM125 227V228H126ZM132 227V226H131ZM143 227V229L146 227H144V226H142ZM188 227V226H187ZM201 227V228H202ZM230 227V226H229ZM233 227V226H232ZM121 228V227H120ZM119 228V229H120ZM149 228V227H148ZM181 228V227H180ZM220 228V227H219ZM227 228V227H226ZM240 228H241V226H240ZM258 228V227H257ZM129 229V228H128ZM218 229V228H217ZM247 229V228H246ZM178 230V229H177ZM209 230V229H208ZM211 230V229H210ZM209 230V231H210ZM231 230V229H230ZM242 230V229H241ZM120 231V230H119ZM140 231V230H139ZM219 231V230H218ZM220 231H221V229H220ZM240 231V230H239ZM121 232V231H120ZM245 232V231H244ZM247 232H249V229H248V231ZM113 233V235H114V232H112ZM119 233V232H118ZM124 233V232H123ZM129 233V232H128ZM181 233V232H180ZM217 233V232H216ZM219 233V232H218ZM229 233H231L230 231H229ZM127 234V233H126ZM245 234V233H244ZM218 234H216V236H217ZM228 235V234H227ZM247 235V234H246ZM259 235V234H258ZM125 236V235H124ZM206 236H207V231L205 230V228H203V229H201V231L199 232V235H198V239H197V241L194 243V244H192V245H190L189 244V242L187 241V243L188 244H186L185 242L183 243V245H188V246H186L185 248H183L182 249V257L184 258V259H186L187 261L186 262H189V264H196V262H197V260H199V257H200V255H201V249H200V247H201V243H202V241H204L205 239H206ZM209 236V235H208ZM263 236V235H262ZM116 237V236H115ZM129 237V236H128ZM224 237V236H223ZM258 237V236H257ZM261 237V236H260ZM259 237V238H260ZM130 238V237H129ZM181 238V237H180ZM185 238H187V237H185ZM210 238V237H209ZM249 238V237H248ZM251 238V237H250ZM31 239V240H30ZM158 239H159V237H158ZM161 239V238H160ZM159 239V240H160ZM184 239V238H183ZM190 239V238H189ZM193 239H194V237H193ZM221 239V238H220ZM254 239V238H253ZM20 240V241H21ZM129 240V239H128ZM187 240H188V238H187ZM223 240V239H222ZM31 241V242H30ZM224 241V240H223ZM223 241L221 242L220 240L217 242V247L219 248V250L221 251H219L220 252V254H219V259L217 260V264H224V260H225V253L227 252L226 251V249H225V247H227L226 245H225V243H223ZM228 241V240H227ZM235 241V240H234ZM252 241V240H251ZM130 242V241H129ZM135 242V241H134ZM180 242V241H179ZM191 242V241H190ZM114 243H115V241H114ZM159 243H160V241H159ZM238 243V242H237ZM261 243V242H260ZM33 244V245H32ZM155 244V243H154ZM162 244V243H161ZM248 244V243H247ZM263 244V243H262ZM37 245V244H36ZM139 245V244H138ZM156 245V244H155ZM182 245V246H183ZM237 245V244H236ZM254 245V244H253ZM177 246V245H176ZM181 245H180V247H182ZM255 246H257V245H255ZM260 246H261V244H260ZM34 247H36V246H34ZM137 247V246H136ZM184 247V246H183ZM204 247V246H203ZM236 247V246H235ZM241 247V246H240ZM239 247V248H240ZM39 248L40 247H38L37 246V249L39 250ZM156 248V247H155ZM159 248V247H158ZM230 248V247H229ZM259 248V247H258ZM36 249V248H35ZM46 249V248H45ZM128 249V248H127ZM217 249V248H216ZM231 249H234V247H231ZM247 249H250V248H248L247 247ZM38 250H36V252L38 251ZM43 250H44V247H43ZM262 250V249H261ZM46 251V250H45ZM175 251V250H174ZM247 251H249V250H247ZM263 251V250H262ZM128 252V251H127ZM38 254H40L42 257H40L41 259L42 258H45V257H43V255H45V254H43V251L41 250V251H39V252H37ZM46 253V252H45ZM130 254V253H129ZM218 254V253H217ZM227 254V253H226ZM261 254V253H260ZM139 255V254H138ZM166 254H164V256H165ZM180 255V254H179ZM259 255V254H258ZM36 256V255H35ZM46 256V255H45ZM163 256V255H162ZM210 256V255H209ZM129 257V256H128ZM240 257V256H239ZM252 257V256H251ZM256 257H257V255H256ZM256 257H254V260L256 259ZM264 257V256H263ZM148 258H150V257H148ZM164 258V257H163ZM171 258V257H170ZM260 258V257H259ZM158 259V258H157ZM156 259V260H157ZM180 259V258H179ZM263 259V258H262ZM43 260V259H42ZM169 260V259H168ZM171 260H172V258H171ZM261 260V259H260ZM260 260H257V261H255L257 264L260 262ZM45 261V260H44ZM162 261V260H161ZM228 261V260H227ZM252 261V260H251ZM259 261V262H258ZM263 261H264V259H263ZM165 262V261H164ZM205 262V261H204ZM226 262V261H225ZM254 262V263H255ZM262 262V261H261ZM261 262H260V264H261ZM166 263V262H165ZM183 263V262H182ZM201 263H202V261H201ZM211 263V262H210ZM253 263V264H254ZM255 263V264H256ZM149 264V263H148ZM203 264V263H202ZM213 264V263H212ZM226 264V263H225ZM245 264V263H244ZM263 264V263H262Z\"/></svg>",
	"mask_w": 264,
	"mask_h": 264
},
{
	"label": "built area",
	"instance_id": "obj_3",
	"mask_svg": "<svg viewBox=\"0 0 264 264\" xmlns=\"http://www.w3.org/2000/svg\"><path fill=\"white\" fill-rule=\"evenodd\" d=\"M187 96V92L185 90L177 91L173 94V99H181ZM2 162L0 161V170H1Z\"/></svg>",
	"mask_w": 264,
	"mask_h": 264
}]
</instances>
